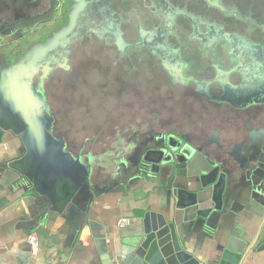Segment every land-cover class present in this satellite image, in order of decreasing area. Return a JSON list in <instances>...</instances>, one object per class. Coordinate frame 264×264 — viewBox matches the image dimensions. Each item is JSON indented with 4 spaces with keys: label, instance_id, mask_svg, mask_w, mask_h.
Masks as SVG:
<instances>
[{
    "label": "crops",
    "instance_id": "obj_1",
    "mask_svg": "<svg viewBox=\"0 0 264 264\" xmlns=\"http://www.w3.org/2000/svg\"><path fill=\"white\" fill-rule=\"evenodd\" d=\"M22 37L2 28L0 49L17 46ZM34 71L30 64L0 62V264H120L147 211L175 222L199 264H213L231 235L248 242L242 264H264L263 98L227 101L238 108L233 141L219 137L209 148L208 140L184 146L175 140L131 155L125 146H71L56 120L50 84L40 90ZM186 146L193 154L182 166ZM196 153L226 176L220 209L214 184L202 189L203 162L194 160ZM174 187L201 191L206 200L199 208H178ZM124 218L130 222L121 226ZM32 233L36 254L28 242Z\"/></svg>",
    "mask_w": 264,
    "mask_h": 264
},
{
    "label": "rangeland",
    "instance_id": "obj_2",
    "mask_svg": "<svg viewBox=\"0 0 264 264\" xmlns=\"http://www.w3.org/2000/svg\"><path fill=\"white\" fill-rule=\"evenodd\" d=\"M236 1H241L243 7L237 11L235 18L238 20L232 21L231 18V26L246 34L256 21H264V0ZM72 4L70 17L41 26L22 37L17 46L6 45L0 49V62L4 59L6 63L15 65L30 64L34 72L48 67L44 72H48L46 75H50L52 80L42 82L50 84V88H47L52 93V105L59 117L56 120L60 128L67 130L71 146H125L131 155L135 154L137 148L138 155L142 151L141 146L135 144L147 135L152 142L160 143V139L169 133H172L169 140L174 133H186L189 140L195 143L210 141L211 145H207L209 148H215L219 137L224 143L225 140L233 141L238 131V108H231L227 101L219 102L216 98L203 99L197 93L195 80L174 82L171 73L154 63L156 60H153V56L151 59L149 55H137L141 62L135 69H127L120 62L112 61L110 52L93 51L92 54L64 49L66 39L75 32L79 18L80 0H73ZM58 7L59 0H56L49 14L27 22V26L34 28L41 22L51 20ZM29 8L30 5L23 7L24 11ZM252 13H257L259 19H251L249 14ZM241 15H245V19ZM3 17L7 20L11 15L3 14ZM136 17L143 18L145 26L150 25L148 21L153 24L156 21L149 10L135 14ZM179 17L175 25L181 23L183 16ZM10 28L18 29L17 24ZM249 34L254 39L260 32L257 35ZM134 36L137 37V33L133 30L126 33L129 41ZM221 49L219 43L205 49L209 51L205 52L210 63L205 70L209 77L214 73L212 63L218 62L216 52ZM201 50L198 52L204 54ZM131 52L139 53L136 50ZM65 56L70 68L66 70L67 80L63 82L62 76L57 74L60 71L64 73L65 67L54 72L53 65L57 64L54 61H62ZM133 57L130 56L131 62ZM212 85L216 90L217 85ZM238 137L239 134L234 140L235 144L240 143Z\"/></svg>",
    "mask_w": 264,
    "mask_h": 264
},
{
    "label": "flooded vegetation",
    "instance_id": "obj_3",
    "mask_svg": "<svg viewBox=\"0 0 264 264\" xmlns=\"http://www.w3.org/2000/svg\"><path fill=\"white\" fill-rule=\"evenodd\" d=\"M98 1L101 0H80L77 27L75 32L68 35L64 49L71 50L73 44L79 42L86 32V21L101 20L102 16H98L96 13L91 12L87 15L82 13L87 4H96ZM109 4L113 11L104 21L110 22L108 26L111 30L107 38H104L111 44L107 50L105 49V52H110L109 58L112 61H117L118 64L120 62L127 69H135L142 60L136 56L145 54L149 55L151 59L153 56V60H156L153 61L155 64L171 73L174 82L195 80L197 93L203 99H207L206 97L209 100L216 98L219 102L230 100L235 104L247 98L261 97L264 99V21L261 23L256 21L259 17L257 13H252L249 14V17L256 22L249 32L245 34L234 29L231 26V18L232 21L239 19L235 17H237L238 9L243 7L241 1L109 0ZM145 10H149L155 16V24L148 21L147 23L150 25L145 26L142 22L143 18H134L135 14L138 15ZM178 15L183 17L181 23L175 25ZM242 15L240 17L245 19V15ZM18 22L15 21L13 24ZM53 22L50 21L46 24L50 25ZM10 26L8 27L10 28ZM131 30L137 33V37L134 36L129 41L126 38V33ZM250 32L256 35L260 32L259 36L254 38H259L260 41H254ZM99 34L101 35V32ZM217 43L222 46V49L216 52L219 57L218 62L212 63L215 75L213 73L209 77L205 72L210 66V63L207 62L208 58L205 56V52L209 51L205 49ZM201 48L204 54L198 52ZM131 50H136L139 53L132 54ZM130 56H134L132 62ZM54 62L57 64L53 65V70L62 64L68 69L66 56L62 61ZM47 68L40 69L34 74L38 88L39 85H43L41 73ZM48 80L52 79L48 78ZM212 84L217 85L216 90L212 88ZM47 93H50L49 90ZM171 134L169 133V135ZM169 135L165 138L162 137L160 143L152 142L147 135L143 140L136 142L135 146H170V142L174 143L175 140L178 146H182L185 145L183 140H189L186 133H174L171 140H169Z\"/></svg>",
    "mask_w": 264,
    "mask_h": 264
},
{
    "label": "water",
    "instance_id": "obj_4",
    "mask_svg": "<svg viewBox=\"0 0 264 264\" xmlns=\"http://www.w3.org/2000/svg\"><path fill=\"white\" fill-rule=\"evenodd\" d=\"M61 13V8L60 12ZM194 160L200 165L203 172L202 189L214 184L215 208L222 207V196L226 184V176L213 167L202 153H196ZM167 161L166 159L164 160ZM168 162V161H167ZM173 172L175 166H172ZM205 176L211 177L209 181ZM173 195L177 198L176 207L199 208L200 202H204L205 195L201 191H193L184 187H174ZM207 209L199 212L205 215ZM248 242L236 235H231L222 243L219 252L215 255L213 264H242ZM125 252L120 254V264H199V260L187 250L179 236L174 221L169 220L163 212L147 211L142 221L140 232L129 237L125 243Z\"/></svg>",
    "mask_w": 264,
    "mask_h": 264
},
{
    "label": "trees",
    "instance_id": "obj_5",
    "mask_svg": "<svg viewBox=\"0 0 264 264\" xmlns=\"http://www.w3.org/2000/svg\"><path fill=\"white\" fill-rule=\"evenodd\" d=\"M56 0H6V3H3V0H0V30L2 28H8V26L12 25L13 22L19 21L17 23L18 31L26 36L29 33H32L39 29L43 25H47V22L54 21L57 22L59 19L70 17L71 9L70 6L73 5V0H59V7L56 10L53 18L47 22H41L37 24L35 29H32V26H27V22L33 21L35 18H41L45 16L54 6ZM86 3V2H85ZM30 8L27 11H24L23 7L28 6ZM21 8V10H20ZM61 8V13L60 12ZM113 9H111L109 0H101L96 4H87L85 6V10H83V15H87L89 13H96L98 16H102L101 20H97L96 22L86 21L85 22V31L82 37L79 39L78 43L73 44V51L78 53L81 52H90L93 54V51H105L107 50L111 44L105 41L107 36L109 35V31L111 28L108 26L110 24L109 21L105 22V18L109 17L112 13ZM5 15H11L7 20L3 17ZM21 23V24H20ZM21 25V26H20ZM101 32V35L99 34ZM103 33V35H102ZM105 37V38H104ZM254 41H260L259 38L254 39ZM88 54V53H87ZM67 64V63H66ZM60 68H64L63 64L58 68L54 69V72L60 70ZM64 69V73L60 71L57 76H62L64 79L63 82H66V70ZM48 73V72H47ZM45 72L41 73V77L43 80H48L51 76H47ZM60 80V79H58ZM55 82V81H54ZM182 142H185L184 140ZM184 146V145H182ZM193 150L190 146H186L182 151V154L185 155L184 161L181 162L182 166H185L187 161L191 158V154Z\"/></svg>",
    "mask_w": 264,
    "mask_h": 264
},
{
    "label": "built area",
    "instance_id": "obj_6",
    "mask_svg": "<svg viewBox=\"0 0 264 264\" xmlns=\"http://www.w3.org/2000/svg\"><path fill=\"white\" fill-rule=\"evenodd\" d=\"M130 222L129 218H124L121 222V226L128 224ZM28 242L31 245L32 251L36 254L39 250L38 236L36 233H32L28 236Z\"/></svg>",
    "mask_w": 264,
    "mask_h": 264
}]
</instances>
